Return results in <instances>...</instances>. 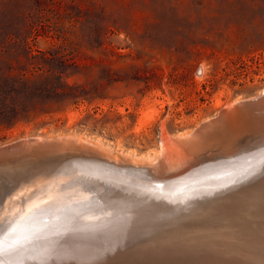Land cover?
I'll return each instance as SVG.
<instances>
[{
  "label": "rangeland",
  "instance_id": "374dc122",
  "mask_svg": "<svg viewBox=\"0 0 264 264\" xmlns=\"http://www.w3.org/2000/svg\"><path fill=\"white\" fill-rule=\"evenodd\" d=\"M38 58L63 80L7 79L38 72ZM0 87V106L37 107L0 124V146L39 138L111 160L154 159L164 133L192 131L264 88V0H0Z\"/></svg>",
  "mask_w": 264,
  "mask_h": 264
},
{
  "label": "bare ground",
  "instance_id": "6f19581e",
  "mask_svg": "<svg viewBox=\"0 0 264 264\" xmlns=\"http://www.w3.org/2000/svg\"><path fill=\"white\" fill-rule=\"evenodd\" d=\"M263 101L227 102L204 128L164 133L154 159L92 158L0 181V264H264V153L225 148L263 122ZM229 193L239 205L214 213Z\"/></svg>",
  "mask_w": 264,
  "mask_h": 264
},
{
  "label": "water",
  "instance_id": "95a60500",
  "mask_svg": "<svg viewBox=\"0 0 264 264\" xmlns=\"http://www.w3.org/2000/svg\"><path fill=\"white\" fill-rule=\"evenodd\" d=\"M261 100H264V88H262L260 93H258L256 96L245 100H240L239 103H244V105H246L245 103L258 104L259 102H261ZM239 103H235L234 105H237ZM262 105H264V101ZM226 111L227 110L223 112V110H221L216 117L225 114ZM216 117L210 120H213ZM209 123H211L209 120L203 122L200 126H198V128H204ZM24 141L25 140L13 144H3L6 146H4L0 150V181H6L8 180V178L17 175L21 176L22 179H26L27 177H31L32 175L40 172L52 171L58 168L63 169L67 164L78 160L88 161L92 158H98L99 160L105 159L112 163L115 162L113 161L114 159L110 160L106 157L90 155L84 152L53 149L47 144H27L26 146L20 148L19 144ZM242 145L251 148L256 147L254 148L255 150H258L256 152L264 153V120L263 122H258L257 127H255L253 131L243 133V136L241 138H238V140L233 144L225 145V148H233L232 150H237V147H239L238 150L243 151L244 148L241 147ZM225 148H221L219 146L217 148L207 149L203 152H200L199 154L202 155L203 153H209V151L213 152ZM129 163L130 162H124V165H129ZM259 176H262L263 178L260 179L264 181V172H262ZM235 192L236 193L234 195L238 194L241 191ZM245 192L247 191H244V193ZM234 195H231V193L224 195V197H227L226 199L218 200L220 202L217 204V206L213 204V206H215L211 208L213 212L231 213L232 210H234L239 205V203L237 202L239 199L234 197Z\"/></svg>",
  "mask_w": 264,
  "mask_h": 264
},
{
  "label": "trees",
  "instance_id": "16d2710c",
  "mask_svg": "<svg viewBox=\"0 0 264 264\" xmlns=\"http://www.w3.org/2000/svg\"><path fill=\"white\" fill-rule=\"evenodd\" d=\"M59 63L61 66L66 65L65 61L59 60ZM34 65H36V71L38 72H33L31 73L30 76L27 75H21V76H16V77H10L9 75L7 76V79L15 83H20L23 85H26V87L33 88V86H41L43 84L49 83L51 79H57L59 81L63 80L64 76V71H58L53 69V61L47 59V58H38L34 60ZM40 70L42 72L40 73ZM64 89H68L70 92L73 91L74 87L65 83L63 85ZM3 87H0V99L2 98L1 95L6 94L5 91L3 90ZM29 94V90L26 89ZM31 90V89H30ZM31 93V92H30ZM32 94V93H31ZM11 94H7V97H10ZM37 110V107L35 105H17L15 103H12L11 105L4 104L0 106V115L2 116V120H0V124L4 123L7 125L14 124L17 120L22 118L25 115H29L32 111ZM5 118V119H4Z\"/></svg>",
  "mask_w": 264,
  "mask_h": 264
}]
</instances>
